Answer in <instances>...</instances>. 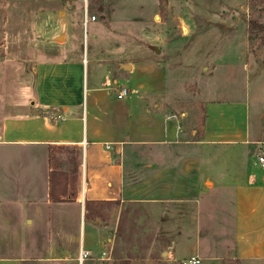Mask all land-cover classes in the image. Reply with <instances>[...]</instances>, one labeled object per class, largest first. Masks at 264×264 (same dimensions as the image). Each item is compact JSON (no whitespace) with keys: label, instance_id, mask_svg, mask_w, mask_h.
<instances>
[{"label":"crops","instance_id":"0c3cea01","mask_svg":"<svg viewBox=\"0 0 264 264\" xmlns=\"http://www.w3.org/2000/svg\"><path fill=\"white\" fill-rule=\"evenodd\" d=\"M0 1V51L8 17L27 23L18 39L33 40L15 54L20 82L0 78V264L78 261L123 222L149 225L166 264H264V41L251 45L242 15L205 17L203 36L177 16L179 35L159 23L158 0ZM81 1L108 33L89 13L95 44L84 55L73 46L89 29ZM147 1L149 20L136 12ZM133 25L136 38L119 37ZM199 71L198 139L188 114L167 105L184 94L181 73ZM11 103L24 112L10 115ZM60 147L73 151L76 195L53 203L50 158ZM30 240L40 256L4 255Z\"/></svg>","mask_w":264,"mask_h":264},{"label":"rangeland","instance_id":"374dc122","mask_svg":"<svg viewBox=\"0 0 264 264\" xmlns=\"http://www.w3.org/2000/svg\"><path fill=\"white\" fill-rule=\"evenodd\" d=\"M125 2H129V0H124ZM229 1H232V5ZM1 2V1H0ZM90 4L99 5L101 4V0H89ZM158 12L156 17H158V21L162 24H169L170 31H178L179 35L181 34V29H178V21L175 20L177 16L183 18L185 20L184 27L192 26L193 33L197 35H206L207 29L209 28L208 23H203L206 17H214L216 19L226 18L229 15L238 16L242 15L244 17L245 22L248 24V21H253L256 25H260L264 27V0H158ZM11 2L6 3L7 6H11ZM18 6V5H17ZM21 8L23 5L20 6ZM80 9H81V20L83 21L84 25V2H80ZM138 9V8H137ZM154 9L153 3L147 1L145 2L140 9L136 10L138 14L143 16L144 19H150V15L152 14ZM22 10H25L22 8ZM91 6L87 9V13L92 14L94 13L97 17V21L95 22V26H99L100 30L107 33V30L102 27V20L100 19L101 14L97 12ZM89 14V15H90ZM1 8H0V21H1ZM8 17V16H7ZM204 20V21H203ZM190 23H188V22ZM224 21V20H221ZM229 21V20H228ZM150 21H147L149 23ZM155 22V21H154ZM200 22V23H199ZM88 25V31L83 32L82 35L85 34L86 40L83 39L79 40V43L74 44L73 46L79 47L81 53L84 55L86 50H92V43L93 41V28L94 22L88 21L86 22ZM102 25V26H101ZM183 25V24H179ZM232 25V21L230 23ZM24 26H27V23H23V21H13L11 18L8 17V21L6 24V39L9 38L5 42V47L3 50L0 51V65L4 66V70L0 71V78L7 81L9 84L16 83L17 79L20 82V76L16 70V52L17 49L25 44L26 46L32 47L31 43L33 40H20L18 38L19 34L22 35L25 31ZM96 26V27H97ZM219 28L224 26V24L219 25L216 24ZM136 25L130 26L124 34H118L120 38L128 39L130 42L133 38L137 37V31L134 30ZM213 27V25L211 26ZM117 27H114V29ZM26 29V28H25ZM113 29V28H112ZM113 29V30H114ZM23 30V31H22ZM97 31V32H99ZM14 33V34H13ZM226 32H223V35ZM108 34V33H107ZM136 34V35H135ZM88 35V36H87ZM229 34H225L224 37L227 38L226 44H228L229 38L231 42H234L236 36L234 34L233 37H229ZM237 35V34H236ZM257 35L264 37V31L262 33H258ZM222 36V35H221ZM258 37V36H257ZM140 37L138 36V39ZM234 38V40H233ZM144 41V39H140ZM259 41L257 38L251 40V45L255 46L258 44ZM222 46L224 41H221ZM95 44V42L93 43ZM228 46V45H227ZM233 50H237V43L232 46ZM8 67V69H7ZM206 76L203 72H194L191 75L188 72H182L179 78L180 83L182 84V89L184 94H181L178 98H173L170 101V104L167 107H171L172 105L175 106L176 110L179 113H186L188 114V120L191 124H193L192 129L196 131H200V126L202 123V103L199 102L197 98L198 94V84H199V77ZM19 76V78H18ZM194 76V77H192ZM7 77V78H6ZM8 79V80H7ZM25 82H29L27 78H24ZM27 86V84H26ZM14 91V92H13ZM15 95V89L10 88V98ZM151 101L156 104H160V99L156 96L151 97ZM10 115L20 114L24 111L19 110L18 108H14L12 103L10 104L9 109ZM71 153L66 148H57L52 151L51 163L53 167L60 168L61 166L66 167L67 171L71 169L70 161H71ZM103 215V222H108L111 227L112 219L110 218V214L108 215L107 210L102 211ZM141 223V222H140ZM136 223L133 226L130 223L121 224L119 227V235L116 234V242L112 243V245H108L106 240H110L112 242L113 238V231L109 228L105 230V241L104 246L101 250H99L98 245H94L92 247V253H88V256L81 264H120V260H123L124 264H166L164 262L165 257L161 255L162 247L160 246L158 240H156L155 233L151 230V227L147 224H140ZM107 226V224H105ZM29 248H25L22 246L19 249L10 247L5 248L4 255L6 256H40L42 251H44V247L40 245V248H36L37 243H32L33 241L30 240ZM22 242L20 243V246ZM63 248H60L62 250ZM115 253V257L114 254ZM103 258L104 261L100 262L97 259ZM108 260V261H106ZM29 264H80L79 260L75 262H70L68 259H64L62 255L59 254L56 261H42V262H32ZM172 264V263H171Z\"/></svg>","mask_w":264,"mask_h":264},{"label":"trees","instance_id":"16d2710c","mask_svg":"<svg viewBox=\"0 0 264 264\" xmlns=\"http://www.w3.org/2000/svg\"><path fill=\"white\" fill-rule=\"evenodd\" d=\"M247 32H248V39L251 41L255 38L259 41H264V37L261 35H257L258 33H262L264 31V27L260 25H256L253 21H248L247 24ZM258 36V37H257ZM41 115H44L41 113ZM45 116V115H44ZM202 126V123H201ZM201 136L200 131L196 132V138L199 139ZM62 149V147H60ZM71 153V161L70 166L71 169L67 171L66 173H63L59 170V168L52 166V172L50 173V190H49V196L53 203H58L66 200H73L76 195V189H75V180H76V171H75V165H74V157H73V151L70 148H66ZM51 162V158H50ZM105 204V203H104ZM90 210V212H89ZM84 211H85V217L87 216V212H89V215L91 214V208L90 204L85 202L84 204ZM95 216V215H94ZM116 234L119 235V225L117 227L116 233H115V239L114 242H116ZM115 257V253L113 254ZM123 260H120V264H124ZM30 262H24L22 264H29Z\"/></svg>","mask_w":264,"mask_h":264},{"label":"built area","instance_id":"2783aa9c","mask_svg":"<svg viewBox=\"0 0 264 264\" xmlns=\"http://www.w3.org/2000/svg\"><path fill=\"white\" fill-rule=\"evenodd\" d=\"M94 20H95V17L89 15L87 13L86 8H85L84 23H86L88 21H94ZM126 95H127V89L122 88L117 92L116 98L117 99H124L126 97ZM257 163L262 169H264V156H262V155L258 156L257 157ZM87 256H88V253L86 251L80 250L79 258H78L80 264L83 262V260H85L87 258ZM177 264H200V259L198 257H193L189 260L178 262Z\"/></svg>","mask_w":264,"mask_h":264}]
</instances>
